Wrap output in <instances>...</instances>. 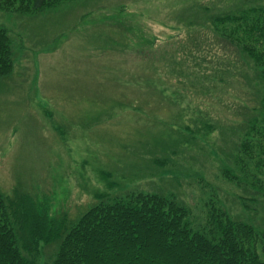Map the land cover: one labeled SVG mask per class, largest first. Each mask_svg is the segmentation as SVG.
<instances>
[{"label":"rangeland","instance_id":"obj_1","mask_svg":"<svg viewBox=\"0 0 264 264\" xmlns=\"http://www.w3.org/2000/svg\"><path fill=\"white\" fill-rule=\"evenodd\" d=\"M257 3L264 0H62L30 14L17 13L14 0L11 12L0 8L14 45L12 71L0 78V189L25 192L49 214H74L105 190L104 172L116 183L112 190L174 192L193 227L204 223L211 203L239 211L232 197L241 190L220 174L216 129L176 152L162 147L176 137L168 130L176 108L187 111L191 128L193 107L199 117L237 121L236 105L213 99L218 92L233 101L235 89L197 78L201 94L194 96L173 81L172 57H185L189 68L202 59L209 75L224 57L205 19ZM175 98L166 111L162 99ZM261 206L254 219L243 217L260 225Z\"/></svg>","mask_w":264,"mask_h":264},{"label":"trees","instance_id":"obj_2","mask_svg":"<svg viewBox=\"0 0 264 264\" xmlns=\"http://www.w3.org/2000/svg\"><path fill=\"white\" fill-rule=\"evenodd\" d=\"M13 1L0 0V8L11 12ZM59 1L17 0V13H35ZM211 17L205 26L213 29L211 42L225 49L224 59L205 75L206 62L201 68L202 59L193 62L198 54L191 69L178 55L172 57L170 73L174 82L188 84L197 97V78L217 88L227 85L225 92L229 87L238 90L231 95L233 101L218 92L213 96L222 105H236L230 109L237 121L226 125L209 115L199 117L198 107H193L187 114L191 128L183 120L187 111L176 108L168 121L176 137L171 136L172 146L165 143L162 150L176 152L198 134L216 129L215 150L223 158L220 174L241 190L236 200L232 197L240 210L211 203L204 223L193 227L188 206L174 192L124 186L112 190L116 183L104 172L105 190L74 214H49L25 192L14 189L6 194L0 189V264H264V218L259 225L242 215L248 212L254 219L255 204L264 201V4L223 7ZM193 43L198 50L199 43ZM13 46L0 26V78L12 71ZM162 100L170 111L178 99Z\"/></svg>","mask_w":264,"mask_h":264}]
</instances>
